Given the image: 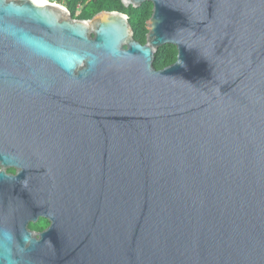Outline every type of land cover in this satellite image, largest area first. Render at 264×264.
Here are the masks:
<instances>
[{
    "label": "water",
    "instance_id": "obj_1",
    "mask_svg": "<svg viewBox=\"0 0 264 264\" xmlns=\"http://www.w3.org/2000/svg\"><path fill=\"white\" fill-rule=\"evenodd\" d=\"M122 1L153 3L146 43L120 11L0 0V145L71 128L72 201L54 243L0 229V264H264V0Z\"/></svg>",
    "mask_w": 264,
    "mask_h": 264
},
{
    "label": "flooded vegetation",
    "instance_id": "obj_2",
    "mask_svg": "<svg viewBox=\"0 0 264 264\" xmlns=\"http://www.w3.org/2000/svg\"><path fill=\"white\" fill-rule=\"evenodd\" d=\"M70 131L36 129L31 139L0 145V154L9 156L7 162L0 160V229L10 238L28 234L40 244L58 239L59 216L72 203L64 196L69 193L67 175L58 164Z\"/></svg>",
    "mask_w": 264,
    "mask_h": 264
},
{
    "label": "trees",
    "instance_id": "obj_3",
    "mask_svg": "<svg viewBox=\"0 0 264 264\" xmlns=\"http://www.w3.org/2000/svg\"><path fill=\"white\" fill-rule=\"evenodd\" d=\"M65 5L73 18L90 19L101 11H120L129 16L130 24L134 30V38L141 43L147 42V20L153 10V3L147 1L140 7L126 6L122 0H52ZM177 48L167 44L161 47L157 53L155 66L164 68L175 62Z\"/></svg>",
    "mask_w": 264,
    "mask_h": 264
}]
</instances>
